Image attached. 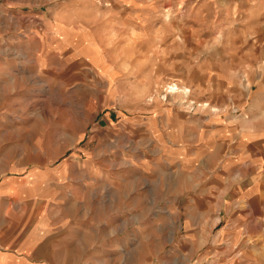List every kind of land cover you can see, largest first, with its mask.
Masks as SVG:
<instances>
[{
    "label": "rangeland",
    "instance_id": "1",
    "mask_svg": "<svg viewBox=\"0 0 264 264\" xmlns=\"http://www.w3.org/2000/svg\"><path fill=\"white\" fill-rule=\"evenodd\" d=\"M263 37L249 0H0L5 264H264Z\"/></svg>",
    "mask_w": 264,
    "mask_h": 264
},
{
    "label": "crops",
    "instance_id": "2",
    "mask_svg": "<svg viewBox=\"0 0 264 264\" xmlns=\"http://www.w3.org/2000/svg\"><path fill=\"white\" fill-rule=\"evenodd\" d=\"M15 1V0H14ZM251 7L264 9V0H249ZM264 38V37H263ZM264 40V39H263ZM261 59L264 58V50L259 54ZM253 73V72H252ZM253 78L251 84V90L256 89V95L251 100L250 118L254 122H264V73L262 75H250ZM1 72H0V86H1ZM240 145L236 151L240 152L237 156L238 163L235 164L239 175L242 177V182H248L251 186L249 195L251 198L262 197L264 195V124L261 127L254 126L253 130H243L240 132ZM235 167V168H236ZM243 168L251 170L247 180H244L245 174L242 172ZM263 170V171H260ZM241 182V183H242ZM40 243L31 242V244L24 245V249L31 251L27 252V257L31 258L34 254V250L39 247ZM16 252H0V264L10 263L19 258L21 255L18 249H22L23 246L16 248ZM33 259V258H32ZM31 259V260H32ZM34 261V260H32Z\"/></svg>",
    "mask_w": 264,
    "mask_h": 264
},
{
    "label": "bare ground",
    "instance_id": "3",
    "mask_svg": "<svg viewBox=\"0 0 264 264\" xmlns=\"http://www.w3.org/2000/svg\"><path fill=\"white\" fill-rule=\"evenodd\" d=\"M169 17V16H168ZM173 87V86H172ZM183 92V91H182ZM220 220V218H217L216 221L218 222Z\"/></svg>",
    "mask_w": 264,
    "mask_h": 264
},
{
    "label": "built area",
    "instance_id": "4",
    "mask_svg": "<svg viewBox=\"0 0 264 264\" xmlns=\"http://www.w3.org/2000/svg\"><path fill=\"white\" fill-rule=\"evenodd\" d=\"M175 86H177L176 84H174ZM171 91H173L172 89H171ZM176 91V90H175Z\"/></svg>",
    "mask_w": 264,
    "mask_h": 264
}]
</instances>
